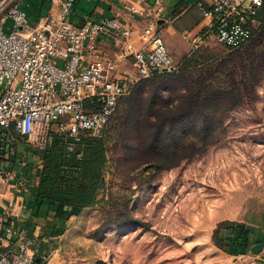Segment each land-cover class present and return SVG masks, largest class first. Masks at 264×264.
I'll return each mask as SVG.
<instances>
[{
	"label": "rangeland",
	"instance_id": "1",
	"mask_svg": "<svg viewBox=\"0 0 264 264\" xmlns=\"http://www.w3.org/2000/svg\"><path fill=\"white\" fill-rule=\"evenodd\" d=\"M236 53L212 40L188 55L187 74L222 70L224 61L223 68L233 69ZM149 79H143L146 98ZM139 82L96 137L108 149L98 203L77 210L58 238L42 245L48 264H234L240 255L252 256L251 246L241 249L227 226L246 233L247 226L264 228V80L225 116L214 145L170 169L156 168L160 155L152 149L138 152L148 135L140 126Z\"/></svg>",
	"mask_w": 264,
	"mask_h": 264
},
{
	"label": "built area",
	"instance_id": "2",
	"mask_svg": "<svg viewBox=\"0 0 264 264\" xmlns=\"http://www.w3.org/2000/svg\"><path fill=\"white\" fill-rule=\"evenodd\" d=\"M23 2L0 0V264H48L49 256L37 261V240L3 203L4 189L28 192L25 180L9 165L11 132L40 152L61 136L71 141L68 150L74 152L83 137H101L140 80L178 73L181 63L160 33L164 0H110L146 21L138 50L119 11L77 25L72 21L76 0H52L57 13L34 29ZM263 8L264 0H215L204 13L209 24L188 36L191 53L212 40L230 50L244 47L261 27ZM105 36L127 46L122 55L132 60L135 75L116 76V63L99 47ZM19 164L24 169L28 160Z\"/></svg>",
	"mask_w": 264,
	"mask_h": 264
},
{
	"label": "trees",
	"instance_id": "3",
	"mask_svg": "<svg viewBox=\"0 0 264 264\" xmlns=\"http://www.w3.org/2000/svg\"><path fill=\"white\" fill-rule=\"evenodd\" d=\"M249 43L244 52L236 49L238 53L231 60L239 63L233 69L223 68L224 61L222 70L206 71L196 78L187 74L193 61L188 56L178 73L149 79L153 89L147 98L143 95L147 81L139 82L137 101L145 105L140 126L148 135L144 142L141 140L138 152L148 148L159 154L157 169L179 166L182 160L192 159L214 145L224 132L225 116L255 95L264 80V8L261 27ZM191 134L198 140H189ZM70 143L64 137H53L52 144L42 152L44 164L38 186L40 202L56 206V216L65 220L77 210L96 205L106 184L105 140L85 136L75 143L74 152L68 150ZM197 143L202 148L198 149ZM234 226H227L233 235ZM42 256L48 254L40 247L38 262Z\"/></svg>",
	"mask_w": 264,
	"mask_h": 264
},
{
	"label": "crops",
	"instance_id": "4",
	"mask_svg": "<svg viewBox=\"0 0 264 264\" xmlns=\"http://www.w3.org/2000/svg\"><path fill=\"white\" fill-rule=\"evenodd\" d=\"M154 2L155 0H150ZM215 0H164V10L160 15V33L168 47L169 52L178 62L191 53V43L188 36H192L202 31L208 19L204 13L212 8ZM24 7L28 13L29 20L34 29L42 25L52 14H56L58 9L53 5L52 0H24ZM122 14V22L132 28L133 36L131 43L135 49L142 48L140 33L146 25L145 20L131 16L127 9H123L110 0H76L72 21L77 25H83L86 20H101L111 18L115 12ZM99 47L107 56L116 63L117 77H126L136 74L135 67L131 59H125L122 55L126 45L118 42L114 36H105L99 42ZM9 145L11 150V170L25 180L28 187L27 193L10 192L4 189L3 203L11 216L19 220L28 230V235L37 240L39 247L46 245L51 240L57 239V234L62 231L69 222L56 216V206L38 199V186L40 174L44 164L43 153L27 145L25 141L14 132ZM28 160V166L21 168L19 160ZM248 233L237 229L235 235L239 238L241 249L251 246V249L258 244L264 246V228H245ZM9 241L4 242L8 246ZM234 264H264V247L260 254L240 255Z\"/></svg>",
	"mask_w": 264,
	"mask_h": 264
},
{
	"label": "water",
	"instance_id": "5",
	"mask_svg": "<svg viewBox=\"0 0 264 264\" xmlns=\"http://www.w3.org/2000/svg\"><path fill=\"white\" fill-rule=\"evenodd\" d=\"M263 247L264 246L262 244H258L252 248V252L254 254H259L263 250Z\"/></svg>",
	"mask_w": 264,
	"mask_h": 264
}]
</instances>
